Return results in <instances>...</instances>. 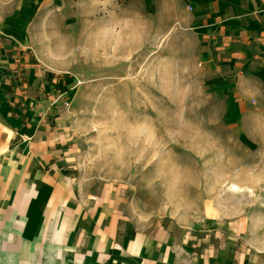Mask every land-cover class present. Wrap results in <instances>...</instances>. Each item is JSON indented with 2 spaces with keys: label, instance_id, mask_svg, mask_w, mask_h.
Segmentation results:
<instances>
[{
  "label": "rangeland",
  "instance_id": "1",
  "mask_svg": "<svg viewBox=\"0 0 264 264\" xmlns=\"http://www.w3.org/2000/svg\"><path fill=\"white\" fill-rule=\"evenodd\" d=\"M218 1L0 0V26L69 80L59 106L73 186L52 229L59 255L41 250L23 264L92 258L80 217L102 205L122 229L173 217L197 226L199 239L230 225L235 233L225 232L264 252V108L251 97L235 110L241 97L214 81L224 55L200 31Z\"/></svg>",
  "mask_w": 264,
  "mask_h": 264
},
{
  "label": "crops",
  "instance_id": "2",
  "mask_svg": "<svg viewBox=\"0 0 264 264\" xmlns=\"http://www.w3.org/2000/svg\"><path fill=\"white\" fill-rule=\"evenodd\" d=\"M243 1L213 3L216 8H208V24L200 32L208 49L224 55L223 71L219 62L213 63L214 81L241 97L235 110L247 108L254 97L261 112L264 0ZM18 35L0 26V264H9L7 257L23 264L41 250L47 251L42 256L59 255L52 229L73 186L69 131L59 106L69 90L66 71L43 60ZM80 218L95 248L94 256L81 264H264V252L246 248L230 225L213 234L207 230L198 239L197 226H182L173 217L153 218L140 230L122 229L110 205ZM210 237L217 242L207 243ZM194 239L190 246L203 242L201 250L187 246Z\"/></svg>",
  "mask_w": 264,
  "mask_h": 264
}]
</instances>
